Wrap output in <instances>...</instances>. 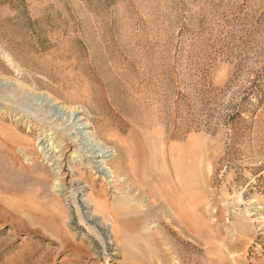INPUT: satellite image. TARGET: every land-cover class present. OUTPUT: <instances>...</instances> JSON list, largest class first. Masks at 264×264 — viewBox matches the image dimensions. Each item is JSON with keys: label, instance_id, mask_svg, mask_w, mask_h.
I'll return each instance as SVG.
<instances>
[{"label": "rangeland", "instance_id": "1", "mask_svg": "<svg viewBox=\"0 0 264 264\" xmlns=\"http://www.w3.org/2000/svg\"><path fill=\"white\" fill-rule=\"evenodd\" d=\"M66 98L124 153L113 171L167 179L177 198L186 178L184 224L136 193L154 209L132 241L85 223L74 147L56 177L38 144ZM210 263L264 264V0H0V264Z\"/></svg>", "mask_w": 264, "mask_h": 264}, {"label": "bare ground", "instance_id": "2", "mask_svg": "<svg viewBox=\"0 0 264 264\" xmlns=\"http://www.w3.org/2000/svg\"><path fill=\"white\" fill-rule=\"evenodd\" d=\"M74 92H78V91L74 89ZM45 101L47 102V100ZM54 101L56 102V100ZM60 103H61L60 105L61 107L59 108L60 112L57 113L55 109L54 113H55V116L60 115L62 111L63 113L61 114V116L55 119L56 120L55 125L52 126V128L50 127L52 129L51 130L52 132H50V130L48 131L50 133H47V134L43 132L44 134H42L38 142L40 146L39 150L43 154V158L46 160L47 167L49 166L51 168L52 173L54 172V175L56 174V177H57L59 176L58 174H61V170H62V163H61L60 158L66 157L65 155L66 153L69 152L70 147L72 148L74 147V149L71 151V155L66 157L68 161L67 162L65 161V164L67 165V169H68L67 170L68 176H69L70 183H71L70 186L72 189L76 187L74 200H76V202L79 204V207L85 210L87 213V216H85L86 217L85 223L87 225H90L91 223V224L101 226L104 230H108L109 234L110 235L112 234V236L114 237L116 241L120 237L122 239L123 235L120 236L119 232H124V234H126V237L124 236V238H126L127 242H130L131 238L132 239L137 238L135 237L136 235H138L137 233H139L140 230H145L147 228V224H146L147 218L150 217L149 215H151L152 213L151 211L154 208L152 207V208L143 210L144 208H141L137 204V202L135 203L136 199L132 198L133 197L132 193H136L137 196L138 195L144 196V201L147 200L152 205H155V203L157 205L158 203H161V206H159L157 209L158 210L160 209V211L163 213L164 218L169 217V216L172 217L171 213H173L174 217L178 214V219H181L180 223L184 224L185 220L188 218V214H187L188 212H186L187 207L185 206L187 205L186 203H188L186 202V196L188 195V194L186 195L187 183H186V178L184 176H183L184 178L180 179L179 181L180 188H181V191L179 190V192L183 194L181 198L180 197L177 198L176 197L177 195L171 190V185L169 183L170 181L165 182V180L167 179L157 180L154 178L155 180H153V179H148L143 174L136 175L132 172V169L136 170L133 165L130 167V169L128 168L129 172H126V174H122L123 173L122 171H113L111 167H109L110 162L113 161L112 159L114 157L116 160L121 159L123 156L122 155L123 152L122 153L115 152L113 151L114 149L109 150L107 149L109 147L104 146L105 143L102 144L100 141H97V139L99 140L98 138L99 135L102 136V134L100 133V129H98L99 127L96 128L93 125V123H91L87 119L89 116L88 114L90 113L89 107L86 106L85 102L81 99L79 100V99H73V98H70V99L66 98ZM62 104H65V106L66 104L70 106L73 105L74 107L68 106V107L63 108L64 106ZM55 105H58V104L55 103L51 106H55ZM84 110L86 111V114H84L85 116L82 117L80 116V114H83ZM101 129L103 130L102 127ZM57 136H59L60 138V144H56L55 142V137L58 139ZM95 141L96 143H94ZM113 146L115 145L113 144ZM68 148L69 150L67 151ZM34 160H35L34 158L31 159L32 163L35 162ZM59 178L60 177L56 178L54 182L52 181V179L50 180L53 182V184L50 188L51 190L49 189L48 191L52 195L49 194L48 196L50 198L52 197L50 202H53L52 204L53 213L61 219V222L63 225L67 226L71 223V213L70 211H68L69 209H67L64 212L66 215L65 217H63L64 214L63 215L61 214L63 212V209L60 206L59 197L63 195L65 188L63 184L59 182L60 181ZM160 182H162L161 183L162 185H165L164 184L165 182L167 186L165 187L167 188L165 191L162 190L163 192H161L162 188L160 189L159 187ZM37 185L43 193H46L48 184L45 179L44 180L42 179V181H38ZM110 189L112 190L111 191L112 194L115 193V191L116 192L117 191L126 192L124 194L128 198H130V200H124V201L119 200L117 202L118 204L108 203L107 200L103 198L106 197L105 195L108 193ZM77 193H80L79 199L76 197ZM48 196L46 194V198ZM162 204H165V206H162ZM176 206L177 207L179 206L177 214L175 213L176 212L175 209L177 208ZM186 214H187V218L185 216ZM183 219H184V222H182ZM187 227H189L188 224H187ZM124 241H122V243ZM210 264H214V263H210Z\"/></svg>", "mask_w": 264, "mask_h": 264}]
</instances>
